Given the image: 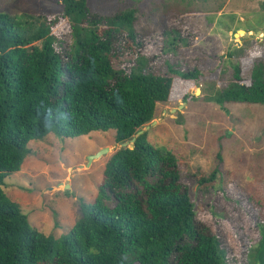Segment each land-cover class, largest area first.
I'll return each instance as SVG.
<instances>
[{
    "label": "trees",
    "instance_id": "16d2710c",
    "mask_svg": "<svg viewBox=\"0 0 264 264\" xmlns=\"http://www.w3.org/2000/svg\"><path fill=\"white\" fill-rule=\"evenodd\" d=\"M61 3L49 16L0 12V264H249V239L236 238L240 260L230 255L227 240L197 218L176 156L149 144L146 132L137 136L158 104L204 78L179 57L196 32L182 26L179 12L155 22L161 7L138 27L137 8L102 14L87 0ZM238 53L230 83L205 100L264 106V63ZM107 131L117 145L135 141L109 157L96 196L77 199L76 223L59 238L32 230L2 190L32 153L29 143ZM218 172L197 183H212Z\"/></svg>",
    "mask_w": 264,
    "mask_h": 264
},
{
    "label": "rangeland",
    "instance_id": "374dc122",
    "mask_svg": "<svg viewBox=\"0 0 264 264\" xmlns=\"http://www.w3.org/2000/svg\"><path fill=\"white\" fill-rule=\"evenodd\" d=\"M61 2L0 0V12L49 16L61 12ZM87 4L91 11L102 14L137 8L141 20L138 27L146 25L145 18L155 7H161L162 11L153 17L155 22L166 21L167 12L170 16L179 12L183 14L182 26L196 32L195 43L181 47L179 57L186 59L190 68H198L204 78L199 84L184 83L187 87L181 86L182 93L175 99L158 104L154 124L151 122L142 130L147 133L149 144L176 156L197 218L215 236L227 240L223 246L227 252L241 259L236 238L243 233L251 247L249 264H261L264 106H218L205 97L214 96L216 90L230 83L231 67L237 62L240 49L243 59L249 60L254 54L258 59L253 63H264V56L258 55L264 49V36L244 37L238 32L264 31V0H87ZM230 52L234 53L232 59L227 57ZM186 94L191 97L184 101ZM113 137L114 131H107L62 140L51 133L45 139L31 141L32 153L19 172L6 178L3 193L27 216L32 230L56 238L67 234L80 215L77 199L91 201L96 196L105 163L121 147ZM130 146L131 143L127 145ZM104 148L108 152L88 165L89 157ZM217 166L215 180L200 186L197 179L209 176Z\"/></svg>",
    "mask_w": 264,
    "mask_h": 264
},
{
    "label": "water",
    "instance_id": "95a60500",
    "mask_svg": "<svg viewBox=\"0 0 264 264\" xmlns=\"http://www.w3.org/2000/svg\"><path fill=\"white\" fill-rule=\"evenodd\" d=\"M239 33H243V35H244V37H250L251 36V34L252 35H254V36H258V35H263L264 36V31L263 32H261V31H256V32H249V33H247V32H244V31H242V30H239L238 31ZM199 90H197V92H198ZM151 124H154V121H152V123ZM143 130H141V131H139L138 133H137V136H139V135H141V134H143ZM134 141H135V138H133L130 142H124L123 144H121V147L122 148H125V147H127V145L129 144V143H131V146L129 147L130 149L132 148V144L134 143ZM108 152V149L107 148H104V149H101L100 151H98L96 154H94L93 156H91V157H89V159H88V165L91 163V161L93 160V159H98V158H100L102 155H104L105 153H107Z\"/></svg>",
    "mask_w": 264,
    "mask_h": 264
},
{
    "label": "crops",
    "instance_id": "0c3cea01",
    "mask_svg": "<svg viewBox=\"0 0 264 264\" xmlns=\"http://www.w3.org/2000/svg\"><path fill=\"white\" fill-rule=\"evenodd\" d=\"M21 170V169H20ZM98 185V184H97ZM20 188H23V187H20ZM25 189V188H24ZM21 190V189H20Z\"/></svg>",
    "mask_w": 264,
    "mask_h": 264
}]
</instances>
